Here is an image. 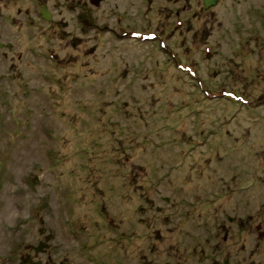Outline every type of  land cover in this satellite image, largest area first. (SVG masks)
Instances as JSON below:
<instances>
[{
  "label": "rangeland",
  "instance_id": "1",
  "mask_svg": "<svg viewBox=\"0 0 264 264\" xmlns=\"http://www.w3.org/2000/svg\"><path fill=\"white\" fill-rule=\"evenodd\" d=\"M173 1L0 0V264H264V0Z\"/></svg>",
  "mask_w": 264,
  "mask_h": 264
},
{
  "label": "flooded vegetation",
  "instance_id": "2",
  "mask_svg": "<svg viewBox=\"0 0 264 264\" xmlns=\"http://www.w3.org/2000/svg\"><path fill=\"white\" fill-rule=\"evenodd\" d=\"M147 1H148V7L146 8V15L148 17H150L151 20L153 21L151 14L154 13L155 11H159V16H160L159 19L164 24V27L161 30H164L166 27L169 26V21L172 18V16H174V14H175V17L178 16V15L180 16L181 11H183V9H184L180 5L179 6H174L176 8V11L173 14L172 7L169 6L170 4H168V3H170L169 0H147ZM155 2H157V3L158 2H163L164 4L162 6H159L158 8H156V6L154 5ZM173 2L177 3L179 1L178 0H174ZM180 18L176 19L177 20L176 23L178 22V25L176 24L177 26H182L183 21ZM165 22H166V24H165ZM146 30L148 32H150V33H153L156 36V39H153L151 42H155V43H158L160 45V42L162 40H165V38H163V36H162L163 35L162 32H158L157 29H155V28H153V29L147 28ZM121 31H122V29H121ZM168 31L170 32L171 29L168 28ZM121 37L122 38H126V39L137 40V39L131 37L129 34H127V35H122L121 34ZM1 48L2 49L6 48L9 52L11 51L10 48H8L6 45H3V44H2ZM2 57H6V53H4ZM228 221L231 222L232 219L228 218ZM240 223H243V222L241 221ZM226 235L227 234L225 233L224 236H223L224 239H226L225 238ZM258 237L263 239L264 238V233L258 231ZM203 255H204V253H203ZM200 259H203V257H201ZM245 259L246 258L243 257L242 259L237 260L236 263H233V261H230L229 259H223V260H221V262H222V264H246V263H244L246 261Z\"/></svg>",
  "mask_w": 264,
  "mask_h": 264
},
{
  "label": "water",
  "instance_id": "3",
  "mask_svg": "<svg viewBox=\"0 0 264 264\" xmlns=\"http://www.w3.org/2000/svg\"><path fill=\"white\" fill-rule=\"evenodd\" d=\"M101 0H90L91 4L95 7H98ZM218 0H202L203 10L208 11L210 8L214 7L217 4ZM41 14L45 20H49L50 16L46 10V7L41 8ZM24 264V263H22Z\"/></svg>",
  "mask_w": 264,
  "mask_h": 264
}]
</instances>
